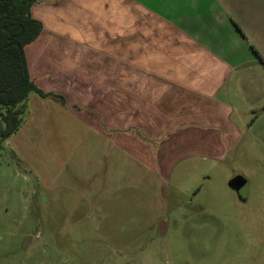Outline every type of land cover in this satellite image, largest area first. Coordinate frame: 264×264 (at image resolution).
<instances>
[{"label":"rangeland","instance_id":"obj_1","mask_svg":"<svg viewBox=\"0 0 264 264\" xmlns=\"http://www.w3.org/2000/svg\"><path fill=\"white\" fill-rule=\"evenodd\" d=\"M30 94L29 105L42 97ZM256 107L239 112L242 137L222 160L193 154L167 175L111 151L86 123L39 105L32 119L28 107L0 137V264H264V101ZM240 175L246 198L232 186Z\"/></svg>","mask_w":264,"mask_h":264},{"label":"crops","instance_id":"obj_2","mask_svg":"<svg viewBox=\"0 0 264 264\" xmlns=\"http://www.w3.org/2000/svg\"><path fill=\"white\" fill-rule=\"evenodd\" d=\"M33 14L44 29L26 47L31 76L67 104L29 94L31 118L48 106L86 123L146 171L222 160L239 112L264 101V0H42Z\"/></svg>","mask_w":264,"mask_h":264},{"label":"trees","instance_id":"obj_3","mask_svg":"<svg viewBox=\"0 0 264 264\" xmlns=\"http://www.w3.org/2000/svg\"><path fill=\"white\" fill-rule=\"evenodd\" d=\"M42 0H0V118L5 126L0 137L8 139L23 122L26 100L32 91L41 96H55L64 105L63 95L46 92L33 80L27 61L26 47L44 29V23L33 14Z\"/></svg>","mask_w":264,"mask_h":264},{"label":"water","instance_id":"obj_4","mask_svg":"<svg viewBox=\"0 0 264 264\" xmlns=\"http://www.w3.org/2000/svg\"><path fill=\"white\" fill-rule=\"evenodd\" d=\"M232 186L236 188L239 192V194L244 197L247 194V189L249 187V182L244 176H237L233 181H232ZM160 230H164V224L162 223L160 226Z\"/></svg>","mask_w":264,"mask_h":264},{"label":"flooded vegetation","instance_id":"obj_5","mask_svg":"<svg viewBox=\"0 0 264 264\" xmlns=\"http://www.w3.org/2000/svg\"><path fill=\"white\" fill-rule=\"evenodd\" d=\"M249 188V187H248ZM247 191H248V189H247ZM247 197V194H246V196H244V197H242V198H246ZM164 231V230H163Z\"/></svg>","mask_w":264,"mask_h":264}]
</instances>
